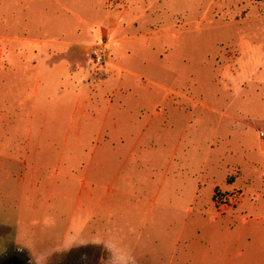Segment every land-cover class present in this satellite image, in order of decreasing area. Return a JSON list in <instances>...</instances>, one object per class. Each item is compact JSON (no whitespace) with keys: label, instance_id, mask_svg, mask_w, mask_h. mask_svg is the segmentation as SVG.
Wrapping results in <instances>:
<instances>
[{"label":"rangeland","instance_id":"obj_1","mask_svg":"<svg viewBox=\"0 0 264 264\" xmlns=\"http://www.w3.org/2000/svg\"><path fill=\"white\" fill-rule=\"evenodd\" d=\"M264 0H0V264H264Z\"/></svg>","mask_w":264,"mask_h":264},{"label":"flooded vegetation","instance_id":"obj_2","mask_svg":"<svg viewBox=\"0 0 264 264\" xmlns=\"http://www.w3.org/2000/svg\"><path fill=\"white\" fill-rule=\"evenodd\" d=\"M1 264H26V263L24 261L11 260L10 257L1 261Z\"/></svg>","mask_w":264,"mask_h":264},{"label":"built area","instance_id":"obj_3","mask_svg":"<svg viewBox=\"0 0 264 264\" xmlns=\"http://www.w3.org/2000/svg\"><path fill=\"white\" fill-rule=\"evenodd\" d=\"M259 137H260V138H264V132H260V133H259Z\"/></svg>","mask_w":264,"mask_h":264}]
</instances>
